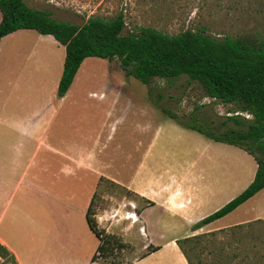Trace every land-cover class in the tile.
Wrapping results in <instances>:
<instances>
[{
    "label": "crops",
    "instance_id": "0c3cea01",
    "mask_svg": "<svg viewBox=\"0 0 264 264\" xmlns=\"http://www.w3.org/2000/svg\"><path fill=\"white\" fill-rule=\"evenodd\" d=\"M9 35L0 42V77L5 74L1 57ZM65 56V47L61 61L49 53L48 68L55 60L58 66L54 76L45 73V78L53 79L46 101L21 93L24 69L16 79L8 77L4 82L6 97L19 98L0 103V244L17 264H114L99 255L100 240L86 218L102 178L125 189L131 198L119 201L113 215L124 218L126 228L117 233L116 227H105L96 215L98 227L128 240L135 252L142 254L117 264H190L179 240L261 218L252 203L259 192L225 217L195 229L198 222L241 194L257 171V163L247 151L199 132L193 135L197 146L182 148L177 166L152 174L150 165L138 162L129 178L111 171L104 158L108 104L101 96L93 97V91L88 96L83 94L82 71L90 58L84 60L70 89L60 98L58 86ZM41 69L42 64H38L37 72ZM42 78L41 72L37 79ZM88 108L93 111L88 113ZM76 112H82L86 122H76ZM168 120L181 131L197 132ZM92 156L97 162L92 163ZM44 203L50 209L48 217L38 210L37 205ZM122 204L130 207L124 210ZM77 209L87 224L81 234L76 233ZM139 238L145 240L139 244ZM149 247L157 250L149 252Z\"/></svg>",
    "mask_w": 264,
    "mask_h": 264
},
{
    "label": "rangeland",
    "instance_id": "374dc122",
    "mask_svg": "<svg viewBox=\"0 0 264 264\" xmlns=\"http://www.w3.org/2000/svg\"><path fill=\"white\" fill-rule=\"evenodd\" d=\"M26 3L50 12L56 20L76 25H83L92 16L110 19L122 13L125 19L124 33L137 32L141 27H154L168 34L204 28L215 37L252 33L264 35V0H26ZM8 37L1 57L5 74L0 77V103L19 98L6 97L7 84L4 86V82H8V77L11 81L16 79L23 69L22 92H19L26 96L33 95L35 100L46 101L50 98L48 86L52 87L53 79L45 78V73H53L54 76L58 66L55 60L48 68L51 61L49 53L58 56L61 61L64 47L56 46L51 36L35 30H20ZM38 64H42L43 78L40 80L37 79L41 73L36 70ZM82 75L85 76L82 81L83 94L88 96L93 91V97L101 96L108 104L109 133L104 158L107 167L123 178L131 177L138 162L144 161L146 166L150 165L152 174L167 166H177L181 149L197 146V139L193 135H200L198 132L191 134L181 131L168 119L186 128L190 125L204 126L206 129L215 127L217 133L230 128H244L230 120L236 115L234 104L206 97L202 87L186 75L173 80L155 78L150 84H143L126 74L120 60L100 58L88 59ZM90 110L93 111L88 108L87 112ZM239 113L242 122L247 118L252 119L247 113ZM97 114L99 120L101 115ZM171 115L176 118L172 119ZM74 117L78 123L86 122L82 112H76ZM160 125L159 129H148L149 126ZM91 159L92 163L97 162V157L92 156ZM102 179L93 197L95 215L91 217L97 221L96 215H99L105 227L111 230L116 227L115 232L119 233V230L126 228V220L118 215L113 217L114 209L119 201L131 198V194L113 182ZM252 203L256 204L255 214L261 217L259 220L245 223L234 231L204 237L186 246L195 264H214L218 261L217 254L225 250L227 256L236 249L247 257L246 264H264V190ZM37 206L46 217L50 216L47 204ZM122 206L124 210L130 207L129 204ZM75 216L78 223L76 233L81 234L82 228L87 226L86 220L78 209ZM116 237L124 248L114 250L106 259L117 264L142 255L135 252L131 242L121 236ZM143 240L139 238V244Z\"/></svg>",
    "mask_w": 264,
    "mask_h": 264
},
{
    "label": "trees",
    "instance_id": "16d2710c",
    "mask_svg": "<svg viewBox=\"0 0 264 264\" xmlns=\"http://www.w3.org/2000/svg\"><path fill=\"white\" fill-rule=\"evenodd\" d=\"M0 12V42L3 37L26 29L51 35L65 47L64 68L58 86L60 98L70 89L84 60L95 57L120 60L126 74L143 84H150L155 78L173 80L186 75L202 87L206 97L236 106V115L230 120L244 128H230L219 133L215 127L206 129L190 125L189 129L244 149L256 161L257 171L241 194L198 222L195 229L225 217L264 190V35L215 37L204 28L168 34L154 27H141L137 32L124 33L122 13L110 19L92 16L83 25H76L56 20L50 12L28 6L26 0H0ZM239 112L247 113L252 119L242 122ZM171 117L176 118L174 115ZM93 204L94 200L86 214L87 222L100 240L99 255L107 258L114 250H122L124 245L115 235L98 227L96 219L91 217ZM242 225L185 238L177 243L189 263L195 264L187 245L217 233L234 231ZM153 250L157 248L149 247V252ZM0 254L4 256L5 264H17L15 257L1 244ZM216 257L218 261L214 264H246L247 260L239 249L227 256L223 250Z\"/></svg>",
    "mask_w": 264,
    "mask_h": 264
},
{
    "label": "built area",
    "instance_id": "2783aa9c",
    "mask_svg": "<svg viewBox=\"0 0 264 264\" xmlns=\"http://www.w3.org/2000/svg\"><path fill=\"white\" fill-rule=\"evenodd\" d=\"M134 219H136L135 217H133ZM5 263V258L2 254H0V264Z\"/></svg>",
    "mask_w": 264,
    "mask_h": 264
}]
</instances>
